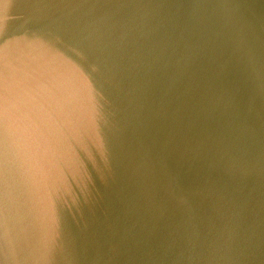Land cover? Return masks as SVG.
I'll list each match as a JSON object with an SVG mask.
<instances>
[{
  "label": "water",
  "instance_id": "obj_1",
  "mask_svg": "<svg viewBox=\"0 0 264 264\" xmlns=\"http://www.w3.org/2000/svg\"><path fill=\"white\" fill-rule=\"evenodd\" d=\"M0 264H264V0H0Z\"/></svg>",
  "mask_w": 264,
  "mask_h": 264
}]
</instances>
